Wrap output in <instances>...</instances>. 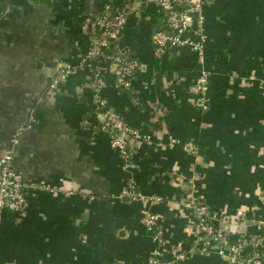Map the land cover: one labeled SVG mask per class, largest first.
<instances>
[{
    "label": "crops",
    "instance_id": "0c3cea01",
    "mask_svg": "<svg viewBox=\"0 0 264 264\" xmlns=\"http://www.w3.org/2000/svg\"><path fill=\"white\" fill-rule=\"evenodd\" d=\"M120 1L0 0V150H11L12 166L32 186L21 210L2 212L0 264H141L154 247L141 224L146 211L156 215L168 246L185 245L189 191L232 234L258 231L254 217L264 215V0H204L205 110L187 94L201 70L189 47L155 56L156 17L146 8L128 16L121 42L140 64L132 83L140 104L116 93L110 74L101 91L128 124L149 135L126 168L107 136L91 128L85 79L57 76L88 43L84 21ZM128 176L155 199L119 196ZM222 259L212 248L186 254L184 263Z\"/></svg>",
    "mask_w": 264,
    "mask_h": 264
},
{
    "label": "built area",
    "instance_id": "2783aa9c",
    "mask_svg": "<svg viewBox=\"0 0 264 264\" xmlns=\"http://www.w3.org/2000/svg\"><path fill=\"white\" fill-rule=\"evenodd\" d=\"M203 3L204 0H122L118 4L107 6L98 16L84 21L82 25L92 37L73 63L61 65L57 70L59 79L68 75L82 76L85 79V87L92 94L90 113H94L98 120L96 125L94 119L90 118L91 126L95 132L107 136L110 149L125 168L132 165L138 143L148 140L149 135L128 124L108 105L101 91L108 83L106 76L110 74L112 82L109 85L114 91L119 93L129 90L132 104L138 106L139 101L132 90V83L140 64L131 55L130 48L121 42L126 20L140 8L152 7L161 12L164 29L151 32L153 54L160 56L183 45L189 47L194 63L199 64L201 70L197 79L187 86V94L193 105L199 104L200 109L205 110L208 105L207 78L210 72L203 64L206 43ZM171 82L172 78L166 80V84ZM194 95L197 96L196 99L193 98ZM14 138L15 136L11 138L12 142ZM30 187L31 184L24 182L12 166L11 150L6 148L2 153L0 150V217L3 210H21L25 191ZM119 196L133 201L155 199L152 195L141 194L137 190L136 179L132 176L124 181ZM183 207L188 213L189 227L184 246H168L156 215L151 211L143 214L141 224L154 247L141 264H185L186 254L205 253L212 248L223 257L222 264H264V235L259 229V225L264 224V215L257 214L254 217V223L258 226L256 234L245 236L238 232L232 234L224 229L221 225L222 217L215 215L193 191L185 193ZM262 208L264 210V205ZM236 217L244 219L240 212Z\"/></svg>",
    "mask_w": 264,
    "mask_h": 264
},
{
    "label": "trees",
    "instance_id": "16d2710c",
    "mask_svg": "<svg viewBox=\"0 0 264 264\" xmlns=\"http://www.w3.org/2000/svg\"><path fill=\"white\" fill-rule=\"evenodd\" d=\"M106 9V8H105ZM105 9L104 10H102V12H104L105 11ZM147 10H148V13H150V14H152V15H154L155 17H156V24H155V26H153V28H152V31H156V30H163L164 29V22H163V20H162V15H161V12H157L154 8H152V7H147L146 8ZM102 12H100V14L102 13ZM93 19V18H92ZM151 31V32H152ZM85 32H86V35H87V40H90V38L92 37L86 30H85ZM130 52H131V55L133 54L132 53V51L130 50ZM130 91H131V89H130ZM132 92V91H131ZM120 94L122 93V94H128L129 93V90L127 91V90H124V91H122V92H119ZM133 94V93H132ZM193 98H197V96H193ZM138 104H140V102L138 103ZM91 118L92 120L94 119V122L96 123V125H97V122H98V120H97V117L94 115V113H89L88 114V118ZM92 125V124H91ZM91 128H92V126H91ZM111 133H113V132H111ZM259 229H260V233L261 234H263L264 235V224H261V225H259Z\"/></svg>",
    "mask_w": 264,
    "mask_h": 264
}]
</instances>
